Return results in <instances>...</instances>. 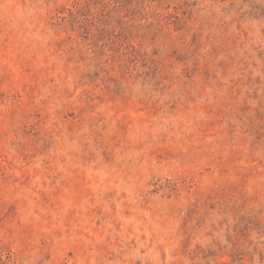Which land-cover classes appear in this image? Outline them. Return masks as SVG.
<instances>
[{"label": "rangeland", "instance_id": "rangeland-1", "mask_svg": "<svg viewBox=\"0 0 264 264\" xmlns=\"http://www.w3.org/2000/svg\"><path fill=\"white\" fill-rule=\"evenodd\" d=\"M0 264H264V0H0Z\"/></svg>", "mask_w": 264, "mask_h": 264}]
</instances>
